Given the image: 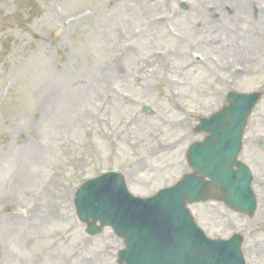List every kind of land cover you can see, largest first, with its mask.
Masks as SVG:
<instances>
[{
    "label": "rangeland",
    "instance_id": "rangeland-1",
    "mask_svg": "<svg viewBox=\"0 0 264 264\" xmlns=\"http://www.w3.org/2000/svg\"><path fill=\"white\" fill-rule=\"evenodd\" d=\"M231 2L0 0V264H116L122 241L84 232L77 187L107 171L140 196L172 185L204 136L196 117L229 90L263 95L239 154L256 210L188 208L209 237L239 233L246 264H264V0L247 22Z\"/></svg>",
    "mask_w": 264,
    "mask_h": 264
},
{
    "label": "water",
    "instance_id": "water-1",
    "mask_svg": "<svg viewBox=\"0 0 264 264\" xmlns=\"http://www.w3.org/2000/svg\"><path fill=\"white\" fill-rule=\"evenodd\" d=\"M259 97L257 93L229 92L226 106L208 118H199L196 130L208 135L187 151L192 173L154 197H133L118 173L82 184L74 205L82 223L92 219L86 232L97 234L110 225L125 244L118 253V264H245L242 237L206 238L186 203L208 200L217 191L219 199L234 211L253 214L252 175L236 157L247 118Z\"/></svg>",
    "mask_w": 264,
    "mask_h": 264
},
{
    "label": "bare ground",
    "instance_id": "bare-ground-1",
    "mask_svg": "<svg viewBox=\"0 0 264 264\" xmlns=\"http://www.w3.org/2000/svg\"><path fill=\"white\" fill-rule=\"evenodd\" d=\"M225 1L226 0H224V2ZM231 3L237 11V14H236L237 20L241 21V22H247L248 18H249V14H248L247 10L251 5H255L254 0H232ZM223 18H225V17H223ZM262 18H264V7L259 10V14H258V19L261 20ZM218 20L214 21V23H215V24L213 23L214 26H218L217 24H220V20L219 21ZM237 43H239V41H237ZM241 48L242 47H240V46L237 47L238 53H241ZM70 96L71 95H67V97H69V98H70ZM32 148H33V150H36V149L39 150L36 146H33Z\"/></svg>",
    "mask_w": 264,
    "mask_h": 264
}]
</instances>
